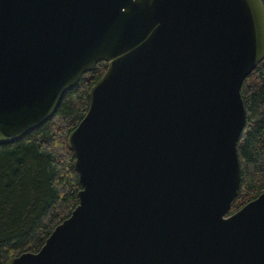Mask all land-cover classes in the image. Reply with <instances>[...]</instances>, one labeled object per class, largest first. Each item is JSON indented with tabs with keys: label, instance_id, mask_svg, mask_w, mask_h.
<instances>
[{
	"label": "water",
	"instance_id": "95a60500",
	"mask_svg": "<svg viewBox=\"0 0 264 264\" xmlns=\"http://www.w3.org/2000/svg\"><path fill=\"white\" fill-rule=\"evenodd\" d=\"M262 0H0V143L105 60L66 138L77 204L4 264H264V190L240 182V87Z\"/></svg>",
	"mask_w": 264,
	"mask_h": 264
},
{
	"label": "trees",
	"instance_id": "16d2710c",
	"mask_svg": "<svg viewBox=\"0 0 264 264\" xmlns=\"http://www.w3.org/2000/svg\"><path fill=\"white\" fill-rule=\"evenodd\" d=\"M106 66L98 60L61 94L50 117L0 143V264L38 250L77 204L81 186L66 138L87 110L88 90ZM240 93L245 108L236 142L240 182L227 214L264 190V57L245 76Z\"/></svg>",
	"mask_w": 264,
	"mask_h": 264
}]
</instances>
